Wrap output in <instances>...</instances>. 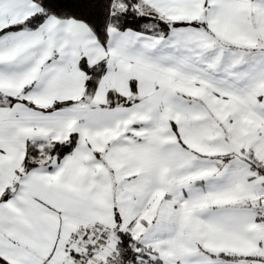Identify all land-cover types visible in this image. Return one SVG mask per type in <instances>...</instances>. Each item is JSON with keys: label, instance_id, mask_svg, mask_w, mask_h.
I'll list each match as a JSON object with an SVG mask.
<instances>
[{"label": "snow or ice", "instance_id": "1", "mask_svg": "<svg viewBox=\"0 0 264 264\" xmlns=\"http://www.w3.org/2000/svg\"><path fill=\"white\" fill-rule=\"evenodd\" d=\"M0 264H264V0H0Z\"/></svg>", "mask_w": 264, "mask_h": 264}]
</instances>
